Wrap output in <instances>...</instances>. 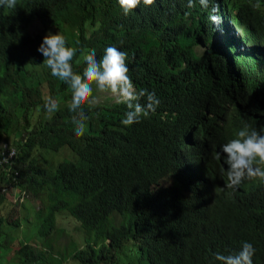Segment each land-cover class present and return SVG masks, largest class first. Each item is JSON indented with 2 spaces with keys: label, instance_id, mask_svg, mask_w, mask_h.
Returning <instances> with one entry per match:
<instances>
[{
  "label": "trees",
  "instance_id": "16d2710c",
  "mask_svg": "<svg viewBox=\"0 0 264 264\" xmlns=\"http://www.w3.org/2000/svg\"><path fill=\"white\" fill-rule=\"evenodd\" d=\"M227 1L238 26L264 36V0ZM166 3L127 15L118 0L0 6V264H220L214 253L228 255L245 241L256 248L254 264H264V182L245 179L228 188L221 179L227 180L221 145L245 123L264 129V83L250 93L251 84L212 66L207 51L196 52L213 0L207 9L195 7L182 37L173 33ZM34 17L44 29L66 27L69 46L95 49L98 59L109 46L126 52L133 83L160 100L156 112L125 126V104L93 100L83 106L90 119L77 136L71 88L43 63L41 35L26 31ZM37 63L34 73L30 66ZM73 67L82 74L79 51ZM49 97L60 104L51 115L44 108ZM233 103L240 109L221 124L218 118ZM17 108L23 112L14 116ZM62 148L73 154L54 162ZM13 149L15 156H6ZM180 152L206 161L212 177L207 196L187 199L193 180ZM168 174L172 182L161 183ZM37 199L41 207L32 213ZM19 211L23 219L12 220ZM58 219H70L74 231L68 235ZM31 224L36 243L18 242L20 228ZM16 237L20 245L5 262Z\"/></svg>",
  "mask_w": 264,
  "mask_h": 264
},
{
  "label": "clouds",
  "instance_id": "9594fccd",
  "mask_svg": "<svg viewBox=\"0 0 264 264\" xmlns=\"http://www.w3.org/2000/svg\"><path fill=\"white\" fill-rule=\"evenodd\" d=\"M165 1L173 12V17L168 22L174 25L172 26L173 33L179 37L185 33L184 24L191 20L195 7L201 5L207 9L209 4V0H164L160 3L159 0H118L125 15L141 6L155 7L157 4L163 5ZM16 4L17 0H0L2 7L15 8ZM259 5L264 7V1H261ZM34 19L40 25L38 30L28 31L26 28V31L32 36L41 35L42 43L38 47V52L44 57L43 63L51 70L52 76L58 77L71 88L72 99L68 107L73 113H76L73 116V124L76 126L75 134L77 136L84 134L86 122L90 119L83 106L93 103V85L101 92L113 94V103H123L127 106L128 111L121 121L125 126L139 123L142 118H147L150 113L156 112L160 100L154 91L140 89L136 83H133L129 76L130 69L127 65L126 52L115 46H109L104 50L103 56L98 59L95 49L81 50L75 46H69V41L64 34L60 31L55 33V27L52 26L56 24L44 29L39 18L34 17L32 21ZM225 29L228 31L226 32ZM201 32L202 39L195 45L199 55L207 51L212 66L251 84L253 88L250 93L262 89L264 83V36H259L257 33L251 35L238 26L234 21V12L229 1L213 0L210 13L202 19ZM228 36L234 37L238 42L241 47L240 53H237L229 45ZM204 38L206 40L202 41ZM78 51L80 59L85 64L82 74L75 71L73 67V61ZM37 59L39 60V56ZM37 66L38 63L30 67L35 72ZM144 98H146L145 102L141 103ZM59 107V102L51 97L46 100L44 105L49 115L58 111ZM234 109L239 110L240 107L236 103L231 104L229 113L218 118L221 124L232 121L234 115L237 114ZM207 115L213 116L210 112H207ZM262 132L264 129L258 131L255 127L245 123L236 132L235 138H229L228 142L221 145L224 163L227 165L226 181L221 174L223 185L228 188L238 187L245 179H259L264 182V167H262L264 166V134ZM211 150L217 154V148L213 147ZM219 155L222 160L220 151ZM6 156H15V149L8 151ZM180 159L187 168L188 176L193 180L190 191L185 190V194L188 195L187 199L210 194L212 192V177L211 172L205 170L206 161L197 160L193 155L188 156L186 152H180ZM214 159H216V155ZM201 203L203 206H207L211 202L201 201ZM255 254L256 248L253 244L245 241L238 251L228 255L216 252L213 255L220 264H254Z\"/></svg>",
  "mask_w": 264,
  "mask_h": 264
},
{
  "label": "rangeland",
  "instance_id": "374dc122",
  "mask_svg": "<svg viewBox=\"0 0 264 264\" xmlns=\"http://www.w3.org/2000/svg\"><path fill=\"white\" fill-rule=\"evenodd\" d=\"M39 26L40 25H38V21L36 20V19H34L30 24H29V26L27 27V30L28 31H37L38 30V28H39ZM54 30H55V33H57V32H61L62 34H64L65 36L67 35V28L66 27H64V29H60V28H58V27H55L54 28ZM225 31L227 32L228 31V29H225ZM32 33H34V32H32ZM227 41H228V43H229V45L237 52V53H240L241 52V47H240V45L238 44V42L237 41H235V39H234V37H227ZM199 48V47H198ZM39 69H41L40 67H39ZM34 72V71H33ZM34 73H37V70L34 72ZM41 91H42V94H43V96L46 98L47 97V92H46V90L44 89V83L41 85ZM114 95L113 94H111L110 92H101V91H99V90H97L96 91V97L94 98V101L96 102V103H103V102H106V101H108V102H114L113 101V99H112V97H113ZM33 109H30V112L32 111ZM22 112H23V108H17L16 109V111H15V113L13 114L14 116H17L18 114H22ZM29 112V113H30ZM34 112V111H33ZM33 114V113H32ZM51 152V151H50ZM73 151L72 150H68V151H65V154L67 153V154H73L72 153ZM43 153H45V149H43ZM65 154H64V152H63V148L61 149V150H59V151H56V153L54 154V162H58V157H60L61 159H64V157H65ZM48 160L49 161H52L51 160V158L50 157H48ZM160 182L161 183H166V184H170L171 182H172V175L171 174H168V175H166L165 177H163L161 180H160ZM9 197H11V195H9ZM41 202V201H40ZM40 202H39V199H37L36 200V202H35V204H34V210L32 211V213H34V211L36 210V209H38V208H40L41 207V204H40ZM42 203V202H41ZM30 214L29 215V217H30V219H32V217H33V214ZM25 216V214L22 212V211H19V213H17V212H15L12 216H11V218H12V220H21V219H23V217ZM57 225L58 226H64L65 228H66V232H67V234L69 235V233H72L73 231H74V223L69 219V221L68 220H63V219H58V221H57ZM32 227V224L31 225H28V226H26L25 225V227L23 228V229H21L20 228V230H19V233H18V242L20 241V240H30V242H32V243H36L35 242V240H34V231H33V229L31 228ZM27 236H30V239H27L26 237ZM68 239V237H62L61 239H60V241H62V242H65L66 240ZM80 241V240H79ZM17 242V237L15 238V240L13 241V242H11V246L13 247V250H12V252L11 253H8V255H7V257L4 259V261L5 262H9L10 260H11V258L13 257V254H14V250L15 249H17L18 248V246L20 245V243H18Z\"/></svg>",
  "mask_w": 264,
  "mask_h": 264
},
{
  "label": "bare ground",
  "instance_id": "6f19581e",
  "mask_svg": "<svg viewBox=\"0 0 264 264\" xmlns=\"http://www.w3.org/2000/svg\"><path fill=\"white\" fill-rule=\"evenodd\" d=\"M188 97V96H187Z\"/></svg>",
  "mask_w": 264,
  "mask_h": 264
}]
</instances>
